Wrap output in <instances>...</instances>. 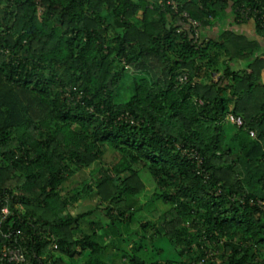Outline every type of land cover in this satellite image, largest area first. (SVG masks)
I'll return each instance as SVG.
<instances>
[{
    "label": "trees",
    "instance_id": "obj_1",
    "mask_svg": "<svg viewBox=\"0 0 264 264\" xmlns=\"http://www.w3.org/2000/svg\"><path fill=\"white\" fill-rule=\"evenodd\" d=\"M165 1L0 0V264H264L260 0Z\"/></svg>",
    "mask_w": 264,
    "mask_h": 264
},
{
    "label": "built area",
    "instance_id": "obj_2",
    "mask_svg": "<svg viewBox=\"0 0 264 264\" xmlns=\"http://www.w3.org/2000/svg\"><path fill=\"white\" fill-rule=\"evenodd\" d=\"M181 6L182 5L179 0H166L165 2L161 3L162 10H166V8L169 7L174 12L178 13L179 22L184 27L188 28L194 43H199L202 40L207 39L202 21L192 16L187 9H182ZM233 16L238 23L251 22L255 27L258 25L264 33V0H260V2L257 1L256 4L252 5H246L245 3L238 5ZM210 19H213V17L210 16ZM183 26H181L178 30H183ZM187 79L188 76L185 73L178 77V80L181 83L186 82ZM229 119L231 122L237 125H242L244 123L241 116L230 114ZM251 202H253V200H251ZM8 213V206H3L1 208V215L3 214L2 217L4 218V215ZM7 236H10V234H7ZM1 257L2 259H6L7 261L13 262L15 264L28 263L26 252L18 243L5 247V249L2 251Z\"/></svg>",
    "mask_w": 264,
    "mask_h": 264
},
{
    "label": "rangeland",
    "instance_id": "obj_3",
    "mask_svg": "<svg viewBox=\"0 0 264 264\" xmlns=\"http://www.w3.org/2000/svg\"><path fill=\"white\" fill-rule=\"evenodd\" d=\"M248 23H251V22H248ZM251 25H253L254 26V24L253 23H251ZM239 27V25H237V28ZM256 27L254 26V27H251L250 29H243L242 30V32L243 33H245L246 35H248L249 37H253V38H255V37H257V32H256V29H255ZM216 31V33L218 34L219 33V31L221 30V27L219 28V29H215ZM131 81H132V79L130 78V77H128L127 78V80H126V83L123 85V87H124V91H123V95L124 96H127L128 95V92H127V90H128V88H129V84L131 83ZM132 92L133 91H131V92H129V96L127 97V98H129L130 96H131V94H132ZM126 98V99H127ZM159 203V206L162 208V209H165V208H167V206L166 205H164L163 203H161V201H159L158 202Z\"/></svg>",
    "mask_w": 264,
    "mask_h": 264
},
{
    "label": "crops",
    "instance_id": "obj_4",
    "mask_svg": "<svg viewBox=\"0 0 264 264\" xmlns=\"http://www.w3.org/2000/svg\"><path fill=\"white\" fill-rule=\"evenodd\" d=\"M228 22L226 23V25H225V27H230V24H229V18H228V20H227ZM251 27H254L253 25H251V23H248V22H246V23H239V27L238 28H236L239 32H242V30L243 29H250ZM216 29H218V28H216ZM216 30L214 29V30H212L211 32H213V33H211L212 35H216L217 33L215 32ZM257 32V31H256ZM243 33V32H242ZM245 34V33H244ZM253 38V37H252ZM255 38H258V39H260V40H262L261 39V37H260V35L257 33V37H255Z\"/></svg>",
    "mask_w": 264,
    "mask_h": 264
}]
</instances>
